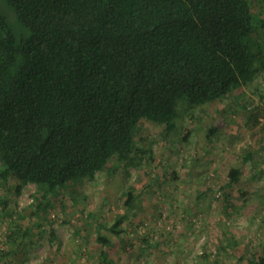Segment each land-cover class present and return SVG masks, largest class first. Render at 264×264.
<instances>
[{"label": "trees", "instance_id": "16d2710c", "mask_svg": "<svg viewBox=\"0 0 264 264\" xmlns=\"http://www.w3.org/2000/svg\"><path fill=\"white\" fill-rule=\"evenodd\" d=\"M5 2L26 32L17 35L0 10V176L16 178L17 192L36 184L42 199L129 159L141 120L171 132L181 105L221 100L264 69L253 42L264 19L251 0ZM240 176L232 167L228 185ZM126 195L131 210L132 185ZM129 215L99 222L97 241L112 242L103 230L120 236ZM14 251L1 248L0 264H13ZM247 256L264 264V254Z\"/></svg>", "mask_w": 264, "mask_h": 264}, {"label": "rangeland", "instance_id": "374dc122", "mask_svg": "<svg viewBox=\"0 0 264 264\" xmlns=\"http://www.w3.org/2000/svg\"><path fill=\"white\" fill-rule=\"evenodd\" d=\"M251 2L264 19V0ZM0 10L17 35L26 32L5 0ZM256 29L264 52V27ZM180 112L171 132L141 120L129 159L112 158L94 178L44 199L36 184L17 192L16 178L0 176V250L15 247L13 264H250L247 255L264 254V69L225 98ZM232 167L241 176L228 185ZM128 211L124 232L103 230L112 242L99 243V222ZM20 226L28 230L13 241Z\"/></svg>", "mask_w": 264, "mask_h": 264}]
</instances>
